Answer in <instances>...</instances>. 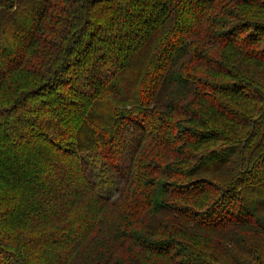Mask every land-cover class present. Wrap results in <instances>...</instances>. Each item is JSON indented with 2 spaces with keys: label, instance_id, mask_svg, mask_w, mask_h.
Here are the masks:
<instances>
[{
  "label": "trees",
  "instance_id": "obj_1",
  "mask_svg": "<svg viewBox=\"0 0 264 264\" xmlns=\"http://www.w3.org/2000/svg\"><path fill=\"white\" fill-rule=\"evenodd\" d=\"M0 264H264V0H0Z\"/></svg>",
  "mask_w": 264,
  "mask_h": 264
},
{
  "label": "rangeland",
  "instance_id": "obj_2",
  "mask_svg": "<svg viewBox=\"0 0 264 264\" xmlns=\"http://www.w3.org/2000/svg\"><path fill=\"white\" fill-rule=\"evenodd\" d=\"M125 127L127 131L124 130L123 134H124V137L126 138L127 141H130L131 140V133H132V130H133V126L131 124H128L126 125Z\"/></svg>",
  "mask_w": 264,
  "mask_h": 264
}]
</instances>
